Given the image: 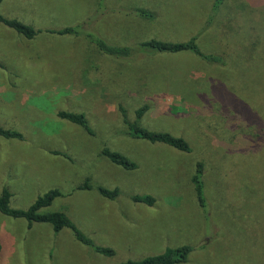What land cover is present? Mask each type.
<instances>
[{"label":"rangeland","instance_id":"rangeland-1","mask_svg":"<svg viewBox=\"0 0 264 264\" xmlns=\"http://www.w3.org/2000/svg\"><path fill=\"white\" fill-rule=\"evenodd\" d=\"M4 0L0 13L41 31L26 39L0 23V194L28 209L57 189L46 212H64L96 253L65 229L29 227L0 214V264H120L190 246L185 264H264V0ZM151 17H144L141 12ZM77 28L79 35H61ZM56 31V33H53ZM129 49L110 56L92 38ZM196 39L192 52L157 53L142 44ZM122 105L128 123L119 111ZM149 110L138 120L137 111ZM83 113L92 133L61 119ZM228 114L225 119L222 114ZM216 116H219L218 118ZM248 118L253 122L246 124ZM232 120L233 126L218 127ZM143 129L185 138L191 153L131 136ZM250 139L243 147L238 139ZM118 152L137 168L103 156ZM239 149V150H238ZM205 166V210L192 176ZM86 181L91 190L78 189ZM99 187L119 190L115 200ZM133 196H152L151 207ZM254 200V201H253ZM257 221V222H256ZM249 225V228H248ZM249 229V230H248Z\"/></svg>","mask_w":264,"mask_h":264},{"label":"trees","instance_id":"trees-1","mask_svg":"<svg viewBox=\"0 0 264 264\" xmlns=\"http://www.w3.org/2000/svg\"><path fill=\"white\" fill-rule=\"evenodd\" d=\"M3 1L4 0H0V4ZM226 1L227 0H215L214 10H218ZM140 14L143 15L144 17H151V14H149L148 12L146 13L143 11ZM0 23L14 30L15 32H17L18 34L29 40L35 39V37H37L39 33H41V31H37L34 26L25 24L17 19H8L5 16H3L1 13H0ZM53 33H56V31H53ZM57 33L61 35L80 34L77 28H66ZM91 38L93 42L97 45L99 50L104 54L110 56H118V57L126 56L130 54L129 49H120V48L112 47L111 45H108L101 38H93V37ZM142 47L146 48L148 51L157 52V53L192 52L207 61L214 62L218 60V58H216L215 56L213 57L212 55H206L202 53L197 46L196 39L184 43H171V42L151 40L142 44ZM148 110L149 107L146 105L140 108L136 113L137 119L140 120ZM119 111L122 114L125 122L129 124L126 116V112L121 104L119 105ZM58 116L61 119L76 124L82 127L83 129H85L86 131H88L89 133H92V130L89 126L85 114L59 112ZM221 116H222L221 119H225L228 117V114L224 113V115L222 114ZM216 117L218 118L219 116ZM223 121H220L216 124H218L219 128H222L221 131L227 133V130L229 132L230 128L224 129L222 127V123L226 127H231L233 126L232 120L231 119L228 120L227 125H225ZM250 122H253V119L248 118V122H246V124H249ZM255 124L257 125V129L259 131H264L263 128L261 129V126L258 122H256ZM130 127H132V132L130 134L134 138L147 140L153 144L155 143L165 144L183 153L192 152V146L183 137H177L170 133L149 131L143 129L140 125H138V123H135L134 125H130ZM0 137L8 140H19V141L24 139L23 134H21L20 132L12 129H6L3 127H0ZM238 141L245 148H248L251 145L250 139L247 138H239ZM102 154L103 156L107 157L113 164L117 166H121L124 169L135 170L137 168V165L133 161L129 160L127 157H125L124 155L118 152H114L105 148L103 149ZM204 175H205V166L202 162H199L197 163L196 170L194 172V175L192 176V184L194 185V189L199 205L201 206L202 209L205 210L206 216L209 217L208 212H206L207 209L209 211L210 207L207 204V198L205 195ZM92 188L93 187L92 185H90V182L86 181L78 189L91 190ZM98 191L103 197L111 200H115L119 196L118 189L110 190L103 187H99ZM12 196L13 195L10 189L8 187H4L0 194V214L14 219H24L28 222L30 228H32L34 224H48L52 226L53 230L56 233H60L61 231L68 229L73 233L74 238L78 242H81L82 244L89 246L96 253L104 255L106 257H111L116 254V252L111 248L95 245L92 239L89 238L87 235H85L66 213L43 212L44 209L51 207L57 198L63 196V194L59 190L53 189L48 191L44 195L38 197V199L26 210L12 208L11 207ZM132 200L136 203H144L151 207L156 202L152 196H146V197L133 196ZM0 251H1V244H0ZM192 251H193L192 247L182 246L176 249H167L166 252L163 254L150 256L140 261L128 260L120 264H185L188 262L189 255L191 254Z\"/></svg>","mask_w":264,"mask_h":264},{"label":"crops","instance_id":"crops-1","mask_svg":"<svg viewBox=\"0 0 264 264\" xmlns=\"http://www.w3.org/2000/svg\"><path fill=\"white\" fill-rule=\"evenodd\" d=\"M9 188V187H8Z\"/></svg>","mask_w":264,"mask_h":264}]
</instances>
